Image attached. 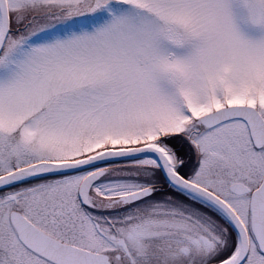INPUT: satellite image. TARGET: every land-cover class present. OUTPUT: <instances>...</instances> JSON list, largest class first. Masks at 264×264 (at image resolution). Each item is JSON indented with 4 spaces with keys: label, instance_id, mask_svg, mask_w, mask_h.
I'll list each match as a JSON object with an SVG mask.
<instances>
[{
    "label": "snow or ice",
    "instance_id": "6c2138e0",
    "mask_svg": "<svg viewBox=\"0 0 264 264\" xmlns=\"http://www.w3.org/2000/svg\"><path fill=\"white\" fill-rule=\"evenodd\" d=\"M0 264H264V0H0Z\"/></svg>",
    "mask_w": 264,
    "mask_h": 264
}]
</instances>
